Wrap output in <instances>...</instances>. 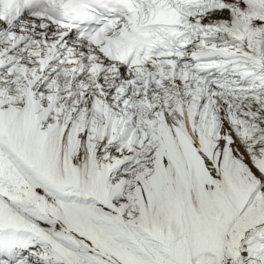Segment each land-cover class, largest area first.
Listing matches in <instances>:
<instances>
[{"label":"snow or ice","instance_id":"6c2138e0","mask_svg":"<svg viewBox=\"0 0 264 264\" xmlns=\"http://www.w3.org/2000/svg\"><path fill=\"white\" fill-rule=\"evenodd\" d=\"M0 264H264V0H0Z\"/></svg>","mask_w":264,"mask_h":264}]
</instances>
